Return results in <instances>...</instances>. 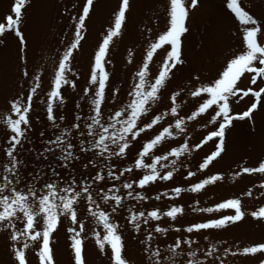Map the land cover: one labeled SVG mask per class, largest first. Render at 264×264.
Segmentation results:
<instances>
[{
    "label": "snow or ice",
    "instance_id": "6c2138e0",
    "mask_svg": "<svg viewBox=\"0 0 264 264\" xmlns=\"http://www.w3.org/2000/svg\"><path fill=\"white\" fill-rule=\"evenodd\" d=\"M198 2L199 0H187V2L186 0H167L166 30L161 31L149 43L142 65L135 72V82L127 92V102L117 104L120 89L113 88L110 93L108 91L110 75L106 67L109 63L107 57L114 38L121 36L127 21V13L131 8L130 0H118L110 25L94 50L89 65L86 87L83 88L80 97L84 103L75 104L73 122L68 124L66 117L63 114L57 115V112L62 111L66 103L63 96L65 87L72 89L77 87L76 78L78 77L72 69V62L85 38L86 22L90 19L95 7V0H79L77 12L70 17L74 28L72 38L58 56L46 97L40 102L43 105L48 127L39 132L41 147L37 149L29 133L33 130L31 113L36 107V99L39 98L38 90L43 87V77L39 74H30L28 71L27 41L21 30V23L30 0H13L10 14L4 17L3 22H0V37L11 33L18 39V59L23 68L22 78L27 85L24 91L9 101L10 112L2 120L8 135L6 145L2 149L5 161L0 163V228L8 231L13 264H28L26 250L31 247V243L37 245L36 255L39 264H55L51 237L58 230L61 218H67L73 225L67 231L70 234L74 264H85L82 234L85 232L86 224L78 214V205L82 202L86 204L87 215L98 228L102 229V232H93L99 250L105 252L106 246L110 247L111 264H129L123 256L124 242L118 231L119 225L113 219L115 214L124 208V196L120 193L125 191L128 198L138 202L146 200L147 197L136 189L142 190L157 181L173 179L178 159L190 148L188 142L184 141L179 146L169 147L163 154L157 155L154 150L158 146L162 147L166 140L184 134L186 119L192 121L211 111L214 114L211 115L208 123L213 125L214 130L209 131L199 143L193 146L198 149L208 141H215V150L206 155L199 164V170L203 171L225 151L226 132L233 126V122L251 120L253 113L261 104H264V87H259L258 90L249 88L243 91L242 96H238L242 91L238 87V81L245 74H252L253 85L257 84V78H261V83H264V44L259 42V36L264 35V25H261L241 6L240 0H226L227 10L242 26L240 53L227 61L226 67L217 74L216 78L206 84L201 83L190 92L192 97L199 98L202 102H199L198 107L186 119L178 115L179 93L171 94L170 113L175 118L174 124L169 123L168 126L162 127L157 134L143 143L134 160V168L143 170V174L131 182L124 180L117 187L115 182L121 181L126 173L133 171V168H116L111 163L113 159H124L127 150L133 146L141 134L159 126L168 115L167 112L151 115L150 120L141 125L142 118L149 116L153 106L160 101V93L166 87V82L171 78L173 70L184 63L181 37L188 31L186 21L189 10L195 9ZM72 6L77 7L76 4ZM157 50L165 51L166 56L163 58L158 74L152 82H149V65ZM131 62V54H129V63ZM196 79L199 80V77ZM249 94L255 98L250 106L241 113L233 114L231 98L243 99ZM109 101L112 102L113 110L107 113L105 105H108ZM36 119L39 122V117ZM46 131L50 132V135L46 136ZM26 144L27 148H25ZM26 155H32L34 160H43L46 163L38 166L31 165L34 171H26L30 167L25 159ZM82 157L86 159V162L83 163L84 171L79 173L78 178L73 173ZM146 157L150 162H146ZM170 157L173 159L170 160ZM170 167L171 170H168ZM161 169L164 171L162 172ZM241 173L264 174V160L259 161L257 166L241 168L237 175ZM195 174L189 171L185 178H191ZM222 179L223 177L219 174L210 175L192 184L187 190L194 193L200 192L205 186ZM108 181L113 182L110 187L107 186ZM101 184L104 186L101 187ZM94 186L99 188L100 199L105 205L111 202L110 211L102 208L101 204L94 199ZM259 187L264 189V183H261ZM171 191L174 195L169 198L175 199L185 189L177 186ZM246 195L251 196V190ZM155 199L159 200L160 196H156ZM199 210L209 213L232 210L234 214L208 218L202 222L191 223L183 229L177 227L174 231L180 233L183 230L187 234H200L209 230H222L229 225L241 222L246 215L242 210V202L238 198L226 199L214 207ZM127 211L126 223L139 233L142 225L159 221L162 215L174 221L179 214H183L184 209L182 206L174 205L163 213L159 209L147 212L132 209ZM250 215L255 220L264 221V205L252 211ZM168 231V228L157 224L141 241L150 264H162L160 249L152 245L155 239L154 233L167 234ZM195 243L196 241L190 238L178 235L168 246V252L171 253L170 259L174 261L182 246H187V264H204L202 260L197 259V252L192 250V245ZM215 251V245L209 246L204 252V257H212ZM224 252L225 254L231 252L233 256L264 253V243L244 247L242 252H232L228 248H225ZM261 264H264V261H261Z\"/></svg>",
    "mask_w": 264,
    "mask_h": 264
},
{
    "label": "rangeland",
    "instance_id": "374dc122",
    "mask_svg": "<svg viewBox=\"0 0 264 264\" xmlns=\"http://www.w3.org/2000/svg\"><path fill=\"white\" fill-rule=\"evenodd\" d=\"M240 3L261 25H264V0H240ZM12 4L13 0H0V22H3L4 17L10 14ZM73 4H76L77 7L74 8ZM117 5L118 0H95L94 10L86 22L85 38L72 62V69L78 77L76 78L77 87L76 89L65 87L63 96L66 103L62 111L58 110L57 112V115L63 114L66 117L68 124L73 122V113L76 111L75 104L84 103L80 97L83 88L86 87L94 50L109 27ZM130 5L131 8L127 13V21L121 36L114 38L107 57L109 63L106 67L110 75L108 91L110 93L113 88L120 89L117 104L127 102V92L135 82V72L142 65L143 56L149 43L161 31L166 30L167 0H130ZM78 6L79 0H30L21 23V30L27 41L28 71L30 74H39L43 77V87L38 90L39 98L36 99V107L31 113L33 130L29 133L33 145L37 149L41 147L39 132L48 127L43 105L40 102L46 97V91L54 72V64L72 38L74 28L70 17L77 12ZM186 25L188 31L181 37L184 63L173 70L171 78L166 82V87L160 93V101L153 106L149 116L142 118L141 125L148 122L151 115L165 112L168 115L159 126L142 133L133 146L127 150L124 159H113L111 163L116 168H133V171L126 173L121 181L115 182L117 187L124 180L131 182L143 174V170L134 168V160L143 143L157 134L162 127L168 126L169 123L174 124L175 118L170 113L171 94L179 93L178 115L186 119L198 107L199 102H202L199 98L192 97L190 92L201 83L206 84L216 78L217 74L226 67L227 61L241 51L242 26L227 10L226 0H199L198 6L189 10ZM259 42L264 44V35L259 36ZM18 54V39L13 34L9 33L0 37V163L5 161L2 149L6 145L8 135L2 120L10 112L9 101L17 97L27 87L25 79L22 78L23 68ZM129 54H131V63H129ZM165 56V51L157 50L149 65V82H152L155 75L158 74ZM251 75L245 74L238 81V87L242 90L238 96H242L243 91L249 88L258 90L259 87H264L261 78H257V84L253 85ZM196 77H199V80ZM254 99L251 94L243 99L231 98L233 114L246 110ZM111 103L109 101V104L105 105L107 113L113 110ZM212 114L214 113L210 111L195 120L187 121L186 119L184 134L166 140L162 147L158 146L154 150L155 154L159 155L169 147L179 146L184 141L188 142L190 150L178 159L173 179L157 181L142 190L136 189L147 197L144 201L138 202L128 198L125 191L120 193L124 196V208L115 214L113 219L119 225L118 231L124 242L123 256L129 264H150L141 241L145 239L147 232L157 224L169 229L167 234L154 233L155 239L152 242L153 247H158L162 253V264H187V246H182L174 261L170 259L171 253L168 252V246L178 235L196 241L192 245V250L197 252V259L202 260L204 264H261V261H264V253L233 256L231 252L228 254L224 252L225 248L232 252H242L244 247L264 243V221L255 220L250 215L252 211L264 205V195H262L264 189L259 187L261 183H264V174L241 173L237 175L241 168L257 166L259 161L264 160V104H261L253 113L251 120L233 122V126L226 132L225 151L208 168L200 171L199 164L202 163L206 155L215 150V141H208L198 149L193 146L199 143L209 131L214 130L213 125L208 123ZM37 117H39V122H37ZM45 134L48 136L50 132L46 131ZM27 147L26 144L25 148ZM25 159L30 165L26 171H34L31 165L38 166L46 163L43 160H34L32 155H26ZM145 160L150 162L148 157ZM85 162L86 159L82 157V160L76 165V171L73 174L78 178L79 173L84 171L82 165ZM168 170H171V167ZM104 171L106 174L107 170ZM161 171L163 172L164 169ZM189 171L196 174L186 179ZM214 174L221 175L223 179L205 186L200 192L194 193L187 190L192 184ZM112 183V181H108L107 186L110 187ZM103 186L101 184V187ZM177 186L184 188L185 191L175 199H170L169 197L174 195L171 190ZM249 190L252 192L251 196L246 195ZM164 193L168 195H162ZM158 195L160 196L159 200L155 199ZM93 197L101 204L102 208L110 211L111 202L109 205H105L100 199L99 188L95 186ZM231 198H238L242 202V210L246 215L241 222L229 225L226 229L209 230L200 234H187L183 230L180 233L174 231L177 227L183 229L191 223L202 222L208 218L234 214L232 210L211 213L199 210L214 207L217 203ZM174 205L182 206L184 209L183 214H179L174 221L162 215L159 221H151L149 225H142L139 233L126 223L127 209L145 212L159 209L163 213ZM78 214L86 224L85 232L82 234L85 264H111L110 247L106 246L105 252H101L95 243L93 232H102V229L98 228L87 215L85 203L82 202L78 205ZM72 226L67 218H61L58 230L52 234L51 248L55 264H74V256L70 248V234L67 231ZM9 245L8 231L0 228V264H13ZM211 245H215L216 251L212 257L205 258L204 252ZM36 251L37 245L31 243V247L26 250L28 264H39Z\"/></svg>",
    "mask_w": 264,
    "mask_h": 264
}]
</instances>
